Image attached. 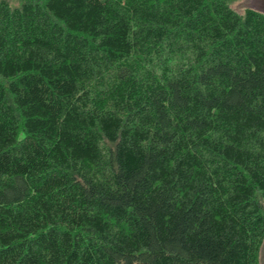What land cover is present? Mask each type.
<instances>
[{
  "label": "trees",
  "instance_id": "16d2710c",
  "mask_svg": "<svg viewBox=\"0 0 264 264\" xmlns=\"http://www.w3.org/2000/svg\"><path fill=\"white\" fill-rule=\"evenodd\" d=\"M239 0H0V264H258L264 14Z\"/></svg>",
  "mask_w": 264,
  "mask_h": 264
},
{
  "label": "rangeland",
  "instance_id": "374dc122",
  "mask_svg": "<svg viewBox=\"0 0 264 264\" xmlns=\"http://www.w3.org/2000/svg\"><path fill=\"white\" fill-rule=\"evenodd\" d=\"M9 6L11 7H17L20 4V0H5ZM246 0H239L236 1L234 3L231 4V8L238 11V12H242V10L245 8V6L243 5V3ZM263 210H264V202H263ZM258 264H264V241L263 244L260 248V252H259V258H258Z\"/></svg>",
  "mask_w": 264,
  "mask_h": 264
},
{
  "label": "water",
  "instance_id": "95a60500",
  "mask_svg": "<svg viewBox=\"0 0 264 264\" xmlns=\"http://www.w3.org/2000/svg\"><path fill=\"white\" fill-rule=\"evenodd\" d=\"M243 5L264 14V0H246Z\"/></svg>",
  "mask_w": 264,
  "mask_h": 264
}]
</instances>
